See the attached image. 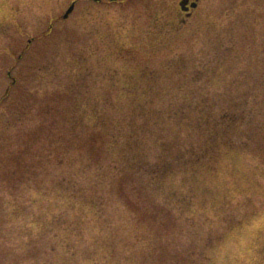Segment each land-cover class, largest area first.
I'll use <instances>...</instances> for the list:
<instances>
[{"label":"rangeland","instance_id":"obj_1","mask_svg":"<svg viewBox=\"0 0 264 264\" xmlns=\"http://www.w3.org/2000/svg\"><path fill=\"white\" fill-rule=\"evenodd\" d=\"M182 1L0 0V264H264V0Z\"/></svg>","mask_w":264,"mask_h":264},{"label":"trees","instance_id":"obj_2","mask_svg":"<svg viewBox=\"0 0 264 264\" xmlns=\"http://www.w3.org/2000/svg\"><path fill=\"white\" fill-rule=\"evenodd\" d=\"M228 109L230 111V108L224 106L221 107L218 112L223 113L219 118H217V120H215V126H218V122L221 121V123L224 122H228L231 120H234L235 123L239 121L240 124V118L241 116L237 118L236 112L238 110V113L240 112L239 109V104L236 105V109L235 111V115L232 117H229L227 115ZM234 117V118H233ZM201 119H203V121L208 125H212V117L207 116L206 114H202L201 115ZM215 126L212 125V128H209V130L211 131V135L221 139L220 141H218L217 139H213L214 141L211 143V147L209 146H204V148L202 146H199L198 150H191L188 151L189 156H187V158L185 159V164L182 166L179 164L178 168L176 170H169V169H165L164 167H159L156 164V161H154L153 163L148 164L150 167V173L153 176V179L155 181H160V179L162 178L163 180L165 178H173L175 177L176 173H181V177H184V174H187L189 176H195L199 173V171H201V167L203 165H205V162L211 158L210 157V152L214 151L216 152L217 150L220 149V147L222 146L223 148H227L228 150L234 151L235 149L237 151H243L244 150V145L243 142L240 141L239 143L235 144L233 140H229L228 138L224 137V132L222 130L223 127L220 126V128H216ZM135 135V131L132 132V137ZM202 139V138H201ZM222 141V142H221ZM128 147H126L125 145L123 147H120V149L118 151H116L117 155L115 157L107 154H104V156L101 158L102 160V164L111 166L113 169L115 170H119V172L121 173H125V172H134L140 169V171H143L145 162L143 161L144 157L143 154H136L134 156H132L131 158H129V154L127 153L126 149ZM180 152H182V154H185L187 152H183L181 150H179ZM100 169V168H99ZM123 170V171H121ZM84 172H86L85 170H82ZM162 180V181H163ZM161 184V181L153 184V185H158ZM162 185V187H161ZM157 189L161 191L162 195L165 196L167 193L168 194H172L171 192H169L170 188L169 187H164L163 183L161 184ZM159 191V192H160ZM74 193H77L76 191H73V196H75ZM176 195V194H174ZM177 196V195H176ZM179 198V202L180 201H184V203L180 204H188V207L186 208V212L187 214L193 216L195 215L197 212L199 211H209L210 209L215 210L216 206L212 205V204H205V203H201L202 206L197 208L196 203L194 204L191 196L189 197H180L177 196ZM178 200V199H177Z\"/></svg>","mask_w":264,"mask_h":264},{"label":"water","instance_id":"obj_3","mask_svg":"<svg viewBox=\"0 0 264 264\" xmlns=\"http://www.w3.org/2000/svg\"><path fill=\"white\" fill-rule=\"evenodd\" d=\"M187 1H188V0H183V1L180 3V5H181V7H182L183 9H186V8H185V5L187 4ZM192 7H195V4H194V3L192 4ZM73 8H74V3H72L71 6L68 8V10L65 12V14L63 15V19H66V18L68 17V15L72 12Z\"/></svg>","mask_w":264,"mask_h":264},{"label":"flooded vegetation","instance_id":"obj_4","mask_svg":"<svg viewBox=\"0 0 264 264\" xmlns=\"http://www.w3.org/2000/svg\"><path fill=\"white\" fill-rule=\"evenodd\" d=\"M192 2H196V7H195V9L197 8V6H198V4H199V0H189V3L187 4V10H185V11H181L182 12V14L185 16V18H188V16H187V14H191V10H193L190 6H189V4L190 3H192Z\"/></svg>","mask_w":264,"mask_h":264},{"label":"snow or ice","instance_id":"obj_5","mask_svg":"<svg viewBox=\"0 0 264 264\" xmlns=\"http://www.w3.org/2000/svg\"><path fill=\"white\" fill-rule=\"evenodd\" d=\"M261 220L264 221V217H262Z\"/></svg>","mask_w":264,"mask_h":264}]
</instances>
